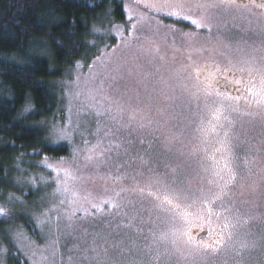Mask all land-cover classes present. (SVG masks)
<instances>
[{
	"label": "rangeland",
	"instance_id": "374dc122",
	"mask_svg": "<svg viewBox=\"0 0 264 264\" xmlns=\"http://www.w3.org/2000/svg\"><path fill=\"white\" fill-rule=\"evenodd\" d=\"M199 2L209 7L185 0L181 17L203 15L207 27L169 16L176 0H123L125 21H115L108 9L93 29L100 54L85 64L77 61L56 81L59 108L40 126L51 144L68 145L69 154L37 161L36 173L24 175L19 168L14 182L37 195L28 201L8 193L4 200L13 218L32 217L38 228L39 239L22 224L10 231L14 249L29 264H264V196L240 188L264 187L260 117L244 115L257 109L241 100L239 111L229 112L235 127L222 147L230 126L223 122L214 132L211 117L221 98L206 96L193 73L197 66H219L215 86L246 95L238 86L223 87L225 75L233 79L223 70L264 62V10L251 0H237L233 7ZM216 148L218 158L232 154L237 181L225 205L240 223L218 253L196 252L182 235L209 240L195 208L182 219L155 196L183 191V205L207 195L208 156ZM244 243L249 247L242 248ZM1 246L0 264H6Z\"/></svg>",
	"mask_w": 264,
	"mask_h": 264
},
{
	"label": "trees",
	"instance_id": "16d2710c",
	"mask_svg": "<svg viewBox=\"0 0 264 264\" xmlns=\"http://www.w3.org/2000/svg\"><path fill=\"white\" fill-rule=\"evenodd\" d=\"M108 9L115 21H125L123 0H0V244L6 264H29L14 249V226L22 224L34 239L39 235L32 217L8 213L5 197L35 198L14 182L17 170L36 173L37 161L69 154V146L51 144L40 125L59 108L56 81L77 61L100 54L93 29Z\"/></svg>",
	"mask_w": 264,
	"mask_h": 264
},
{
	"label": "snow or ice",
	"instance_id": "6c2138e0",
	"mask_svg": "<svg viewBox=\"0 0 264 264\" xmlns=\"http://www.w3.org/2000/svg\"><path fill=\"white\" fill-rule=\"evenodd\" d=\"M251 2L255 7L264 10V0H262L259 4L256 3V0H251ZM219 5L224 7L238 6L237 0H219ZM219 5L213 3L211 6L215 7ZM195 6L201 9L209 7L208 4L199 2V0H197ZM170 7L172 10L168 12L169 16L181 17V12L185 7V0H176V3L170 5ZM181 18L190 20L196 27H207V25L203 23V15H201L200 19H193L191 15L187 14L183 15ZM131 19L132 17L129 16V20ZM131 28L134 31L136 25L132 24ZM117 32L119 34V26H117ZM244 63L247 65L246 67H241L235 71L233 70L235 66L223 70L231 73L233 76L232 80H229L227 75L224 76L223 87L228 88L229 85L238 86L237 90L246 94L236 96H232L228 91L221 92L215 86L214 82L216 81V74L222 72V69L219 66H215L214 70L209 68L207 65L193 68L194 79L199 84L203 85L205 95H214L221 98V103L212 111L211 117L212 120L215 121V123L212 124V131L214 132L217 128H224L223 122H227L230 126L229 130H225L223 132V140L221 141L222 147L229 140V131L231 128L235 127V122L230 119L229 112H238L239 102L241 100H244L249 108L255 107L257 109L256 112L246 111L244 115L259 116L261 128L264 129V62L257 64L255 60H250L245 61ZM237 71L241 73L239 77L236 75ZM244 73H247V78H245ZM202 74L204 75L203 81L200 80ZM223 101H230L232 103L225 106ZM220 152L221 148H216L213 154L208 156L210 164L206 171H209L210 173V177L208 179L210 187L207 195H202L192 203L183 205L180 201L188 199V196L183 191L166 193L163 197L155 196V198L160 201L161 205L168 206L166 210L180 215L182 219H186L192 215L193 213L190 212L189 209L195 208L196 217L208 227L209 240L207 242L194 241L188 231H184L182 235L186 238L185 242L188 245H191L196 252L218 253L225 247L226 244L229 243V241L232 240L233 229H236L240 223L239 217L229 215L232 212V207L230 205H225V197L230 196L237 181V173L232 165V154L228 151L227 155H221L218 158L216 153ZM212 186H214L217 190L213 191ZM244 187L250 189L253 194L257 193L259 190V194L264 196V187L258 186L255 183L248 185L241 183L240 188ZM105 203H110V201H105ZM115 206L116 205L113 204V207ZM92 207L96 208L99 206L93 204ZM2 214H4V209H0V215ZM245 223H247V221H245ZM241 247L247 248L249 245L244 243L241 244ZM251 247H256L255 242L252 243Z\"/></svg>",
	"mask_w": 264,
	"mask_h": 264
}]
</instances>
